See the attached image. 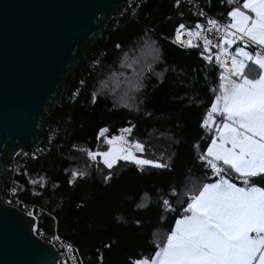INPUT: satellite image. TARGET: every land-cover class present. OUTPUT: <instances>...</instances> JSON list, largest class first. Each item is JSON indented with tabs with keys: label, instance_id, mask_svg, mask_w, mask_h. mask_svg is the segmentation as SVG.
Here are the masks:
<instances>
[{
	"label": "trees",
	"instance_id": "1",
	"mask_svg": "<svg viewBox=\"0 0 264 264\" xmlns=\"http://www.w3.org/2000/svg\"><path fill=\"white\" fill-rule=\"evenodd\" d=\"M228 9L217 2L210 12L225 19ZM195 21L172 0H146L131 15L107 23L85 59L101 49L97 65L84 70L75 101L63 97L50 114L51 139L18 180L17 198L46 213L37 228L48 234L55 229L78 264L150 258L181 217L188 189L215 180L199 157L215 134L201 125L221 71L215 60L199 58V45L183 47L174 39L180 22L190 27ZM219 119L213 114L209 124ZM119 128L131 132L118 134ZM113 136L139 142L137 158L166 167L116 160L109 169L102 159L91 163L83 155L108 151L105 141Z\"/></svg>",
	"mask_w": 264,
	"mask_h": 264
},
{
	"label": "snow or ice",
	"instance_id": "2",
	"mask_svg": "<svg viewBox=\"0 0 264 264\" xmlns=\"http://www.w3.org/2000/svg\"><path fill=\"white\" fill-rule=\"evenodd\" d=\"M237 2L228 0L229 5ZM227 16L223 26L214 19L207 21V31L215 32L218 43L204 31L194 32L183 24L176 29L177 39L182 29L190 37L202 36L204 52L217 48L215 60L222 71L210 113L201 125L215 134L199 157L215 180L188 189L186 206L174 227L157 243L154 255L135 264H264V187L257 186L264 182V0H241ZM195 29L203 26L197 23ZM204 58L211 60V54ZM213 114L220 119L209 124ZM105 142L108 151L89 152L88 157L99 155L109 169L116 160L166 167L137 158L133 149L143 152L139 142L129 144L124 136ZM163 205L172 210L167 199Z\"/></svg>",
	"mask_w": 264,
	"mask_h": 264
},
{
	"label": "water",
	"instance_id": "3",
	"mask_svg": "<svg viewBox=\"0 0 264 264\" xmlns=\"http://www.w3.org/2000/svg\"><path fill=\"white\" fill-rule=\"evenodd\" d=\"M128 1L0 0V264L57 262L35 219L1 199L3 166L44 138L65 84Z\"/></svg>",
	"mask_w": 264,
	"mask_h": 264
},
{
	"label": "built area",
	"instance_id": "4",
	"mask_svg": "<svg viewBox=\"0 0 264 264\" xmlns=\"http://www.w3.org/2000/svg\"><path fill=\"white\" fill-rule=\"evenodd\" d=\"M145 1L146 0H129L126 3V5L121 9V11L117 15L112 17L107 23L109 22L117 23L119 20H122L128 15H131L134 12V10ZM213 1L214 0H172L174 7L184 8L186 11H188L191 14V16H193V18L196 19L195 23L190 27L183 24L185 26V29L193 30L194 32L204 31V34L208 37V39L214 41L215 43H218L219 39H218V36L215 34V32L207 31V28L209 27L207 21L209 19H214L221 26L226 24L227 21L213 15L210 12V9L213 5ZM216 1L219 3L220 7L232 8L235 6V3L232 5H229L228 0H216ZM201 13H203V15H201ZM197 23H200L203 26L202 30L195 29V25ZM176 29L174 33V39L177 44L183 47H187L189 43H191L192 45H199L203 50V52L199 55L200 59H202L208 64L211 63L213 60H215V54L217 52V48L210 47L209 52H204L202 36L193 35L190 37L187 35V32L184 29H182L181 34L179 38L177 39ZM101 53H102V50L99 49L95 52H92L86 61H85L86 57L83 59L82 63L84 61L85 63L83 64L82 67H80L82 63L79 66L81 72L79 71L80 73L78 72L75 76H74V73H75L74 72L72 76L69 78V80L67 81V82L70 81V84L67 85L66 83L63 88L62 98L64 97L65 101L70 102V103L75 101L80 91V84L83 81L81 78L84 75L83 73H85L84 70L90 71L94 66H96L97 60L99 59V56L101 55ZM210 54H211V60H206L204 57L209 56ZM227 63L230 66V60ZM219 70L222 71L220 68ZM122 132H123L122 128H119L117 131L118 134H121ZM50 139H51L50 135L48 134L46 136L45 134L44 138L38 143H36L34 146L18 150L10 158L7 164L3 166L5 173H6V178H5L3 189L1 192V199L6 205L14 207L20 212L24 213L25 215H28L35 219L36 223H35V228L33 230V233L42 241L50 244L57 251L58 259H57L56 264H78V262L76 261L72 253L71 248L65 242H63L57 237L55 229L53 233L48 234L37 228V223L39 219L46 213L41 208L35 205H32V204L24 203L19 198H17V195L19 194L18 180L21 177L26 176L27 162L29 160L35 159L36 157H39L45 151L47 147V143L49 142ZM29 213H31V215H29Z\"/></svg>",
	"mask_w": 264,
	"mask_h": 264
},
{
	"label": "crops",
	"instance_id": "5",
	"mask_svg": "<svg viewBox=\"0 0 264 264\" xmlns=\"http://www.w3.org/2000/svg\"><path fill=\"white\" fill-rule=\"evenodd\" d=\"M239 2H241V0H239L235 6H238V3H239ZM213 3H214V7H216V6H217V1L214 0ZM219 6H220V5H219ZM235 6H234V7H235ZM211 8H212V7H211ZM230 10H231V8L228 9L227 11L224 10V11H225V12H224V17H225L224 20L227 21V22H228V16H227V13H228V11H230ZM181 23L184 24V25H186L184 22H180L179 24H181ZM186 26H187V25H186ZM238 43H239V42H238ZM234 49H235V45L233 46V48L229 49V51H230V52H231V51H234ZM218 70H219V68H218ZM219 71H220V70H219ZM249 74L252 75V74H255V73H254V72H250ZM210 143H211V142H210ZM210 143H209V144H210ZM98 156H99V155H98ZM238 186H239V185H238ZM174 225H175V224H174Z\"/></svg>",
	"mask_w": 264,
	"mask_h": 264
},
{
	"label": "rangeland",
	"instance_id": "6",
	"mask_svg": "<svg viewBox=\"0 0 264 264\" xmlns=\"http://www.w3.org/2000/svg\"><path fill=\"white\" fill-rule=\"evenodd\" d=\"M88 160H89V162H91V163H97V162H99L102 158L100 157V156H98V155H95V157H94V159H90L89 157H88V152H85L84 154H83Z\"/></svg>",
	"mask_w": 264,
	"mask_h": 264
}]
</instances>
